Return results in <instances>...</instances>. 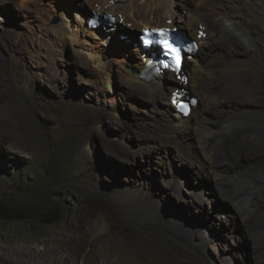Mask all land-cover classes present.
Masks as SVG:
<instances>
[{
	"label": "rangeland",
	"instance_id": "rangeland-1",
	"mask_svg": "<svg viewBox=\"0 0 264 264\" xmlns=\"http://www.w3.org/2000/svg\"><path fill=\"white\" fill-rule=\"evenodd\" d=\"M42 1L50 16L23 12L19 0L0 6V254L31 246L45 251L49 242L70 253L80 241V264H261L254 239L264 229V209L258 213L252 202L258 194L264 198L263 182L228 203L215 182L199 180L204 178L187 163L194 154L189 138L186 148L164 144L152 152L143 136L155 125L143 127L153 105L163 108V102L151 104L147 91L123 83L118 62L113 81L101 77L84 57L93 51L85 36L67 38L66 45L45 31L47 19L64 21L54 6H65L69 19L74 0ZM176 1L180 13L194 8V0ZM89 7L95 11L94 4ZM132 19L125 28L137 37L144 21ZM122 31L119 40L138 47V38L132 41ZM12 60L21 63L16 77L8 71ZM233 136L226 146H235ZM239 145L248 144L240 138ZM232 153L233 160L245 161L237 148ZM202 184L206 202L198 198ZM239 206L252 219L250 227L242 221L231 225ZM52 208L57 212L49 213Z\"/></svg>",
	"mask_w": 264,
	"mask_h": 264
},
{
	"label": "bare ground",
	"instance_id": "bare-ground-1",
	"mask_svg": "<svg viewBox=\"0 0 264 264\" xmlns=\"http://www.w3.org/2000/svg\"><path fill=\"white\" fill-rule=\"evenodd\" d=\"M6 1L0 0V6L5 5ZM166 1L167 11L163 7ZM19 2L23 12L30 10L39 16H50L51 10L44 6L42 0ZM79 2L74 0L71 3L72 14L69 19L65 18L68 16L65 6L62 11L54 6V11H59L64 21L48 24L47 19L44 26L47 30H44L66 41V45L67 38L79 41L85 36L89 41L85 40V43L92 45L93 51L86 52L84 57L95 64L101 77L103 75L113 81L111 72L118 62L123 83L147 91V100L151 104L155 103L154 100L163 102V108L153 105L154 113L148 118V125L144 123L143 127L155 125L154 131L146 130L147 134L143 136V141L152 152H158L164 144H180L181 148H186V140L189 138L194 154L190 155L187 163L194 168L197 178H204L199 180L215 182L228 203H237L241 196L250 193L252 183L264 184V166L259 163L264 159V72L261 68L264 63V0H194V8H187L185 13L174 8V4L178 3L176 0ZM91 4H94L96 12L112 13L117 21L102 32L100 28L90 29L88 21L93 17L92 12L89 13ZM130 11L134 12L132 18L142 17V30L151 27L189 29L193 39L199 42L198 52L185 57L180 72L165 71L164 74L147 79L148 57L143 55L140 47L133 48L130 42L119 40L120 30L123 33L126 31L132 41L139 37L138 34L135 37L133 31L127 33L125 28V23L128 25L134 21L132 18L126 19ZM11 32L19 35L14 29ZM23 39L28 44L35 43L28 37ZM20 64L12 60L8 66V71L14 77L20 72ZM192 96L197 98L198 104L189 114L179 112L177 104ZM157 118L165 120L166 124L154 123ZM228 135H234L233 148L238 149L245 161L233 160V148L224 143ZM240 138L248 145L237 146ZM163 152L168 155L169 149L165 147ZM178 156L176 159L182 164L180 152ZM159 158L164 160L161 156ZM205 190V184L198 190V198L202 202H206ZM223 204L218 202L215 206ZM252 206L258 213L261 212L264 209V198L260 194L256 195ZM242 209L240 206L234 209L233 219L229 220L232 226L242 221L250 227L252 219L246 220ZM262 218L261 225H264V215ZM91 230L95 233V226ZM254 242L256 254L260 255L263 261L261 264H264V229ZM47 247L45 251L34 246L28 249L13 248L8 251L9 254H0V264H80V241L70 251L71 254L69 251L62 253L53 242H49ZM94 252L90 255L91 262L95 259Z\"/></svg>",
	"mask_w": 264,
	"mask_h": 264
},
{
	"label": "clouds",
	"instance_id": "clouds-1",
	"mask_svg": "<svg viewBox=\"0 0 264 264\" xmlns=\"http://www.w3.org/2000/svg\"><path fill=\"white\" fill-rule=\"evenodd\" d=\"M92 13L93 17L88 21V27L90 29H107L117 21L116 16L112 13L102 14L96 11ZM94 19L97 24L95 26H90L89 22ZM114 30L116 31L117 28ZM138 35V47L141 48L143 55L148 57L146 62L148 64L147 79L155 78L160 74H164L165 71L180 72L185 57L197 53L200 47L199 42L193 39L187 31L173 27H163L160 29H155L153 27L144 28ZM165 43L178 48L179 53H171L169 49L165 47ZM197 104V98L192 96V98L189 97L185 101H180L177 104V110L181 113L189 114ZM186 107L189 108V110Z\"/></svg>",
	"mask_w": 264,
	"mask_h": 264
},
{
	"label": "snow or ice",
	"instance_id": "snow-or-ice-1",
	"mask_svg": "<svg viewBox=\"0 0 264 264\" xmlns=\"http://www.w3.org/2000/svg\"><path fill=\"white\" fill-rule=\"evenodd\" d=\"M165 47H166L167 49H169V51H170L171 53H176V54L179 53V49L173 47V46L170 45V44L165 43Z\"/></svg>",
	"mask_w": 264,
	"mask_h": 264
},
{
	"label": "trees",
	"instance_id": "trees-1",
	"mask_svg": "<svg viewBox=\"0 0 264 264\" xmlns=\"http://www.w3.org/2000/svg\"><path fill=\"white\" fill-rule=\"evenodd\" d=\"M48 212H49V213H50V212H54V213H56V212H57V210H56V208H52V209H51V210H49Z\"/></svg>",
	"mask_w": 264,
	"mask_h": 264
}]
</instances>
